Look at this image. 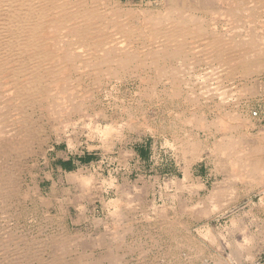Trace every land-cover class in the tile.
<instances>
[{"label":"rangeland","instance_id":"374dc122","mask_svg":"<svg viewBox=\"0 0 264 264\" xmlns=\"http://www.w3.org/2000/svg\"><path fill=\"white\" fill-rule=\"evenodd\" d=\"M128 1L121 0L153 11L167 2ZM190 1L197 14L207 10L218 14L228 8V0ZM258 9L253 19L251 14L245 17L252 19H244L248 26L237 24V33L259 36L261 29L256 25L264 20V6ZM204 18L208 23L221 22L218 30L227 26L224 16L215 21L208 14ZM260 60L254 69L228 72L227 77L214 70L218 74H205L202 79L196 77L197 70L208 72L203 70L205 65L181 67L179 74L189 72L179 82L182 87L175 85L181 90L173 97L167 94L171 82L149 77L150 70L144 79L129 70L103 75L96 84L82 83L85 95L76 100L83 104L81 110L65 107L49 118L39 109L28 115L13 110L4 113L0 143L10 140L12 147L5 161L20 166L22 173L18 192L12 194L0 182V194L6 192L0 195V264H264V183L258 187L242 176L232 166L236 163L218 150V144L227 142L242 154V145L251 150L255 136L264 133V57ZM218 87H224L225 94L218 95ZM213 104L220 111L211 108ZM236 115L246 120V126L239 124ZM199 117L208 126L194 124ZM225 122L228 127L224 129L220 123ZM98 124L101 134L94 130ZM104 126L110 130L107 134ZM17 130L27 131L23 135ZM17 132L21 138L15 136ZM190 140L201 146L196 156L185 150ZM262 146L264 164V139ZM68 157L82 161L68 162L60 171L59 165ZM215 187L224 188L218 200L210 195ZM82 254L84 258L79 259Z\"/></svg>","mask_w":264,"mask_h":264},{"label":"bare ground","instance_id":"6f19581e","mask_svg":"<svg viewBox=\"0 0 264 264\" xmlns=\"http://www.w3.org/2000/svg\"><path fill=\"white\" fill-rule=\"evenodd\" d=\"M128 2H130V0ZM222 2H224V0ZM226 5L228 8L218 12V14L210 10L203 11L202 14H197L190 0H167L158 11H153L148 7L135 8L134 6H128L122 3L121 0H0V132L1 129H4V113H10V110L19 114L21 112L27 113L34 109H39L41 114L45 115L47 118L51 117L52 113L62 112L65 107H69L68 109L70 110H81L80 108L83 104H77L81 103V101H76L78 97L84 94V92H81L83 88V86L81 88V84H84L86 80L96 84L103 75L117 76L120 72H128L131 70L135 71L136 75L138 74L140 78L144 79L148 74L145 73V71L150 70L155 73L152 72L153 74H149V77H156L172 83V90L167 94L173 97L176 96L175 94H178V89L180 88L176 89V86L181 81L182 76L189 72H183V75L179 74L178 70L181 67L189 70L205 65L206 67L203 68V70L208 69V72L201 73L200 70H197L199 72L196 77L202 79H204L203 77L205 74L214 76L217 71L225 72L226 76L228 72L233 74L234 71L245 72L254 69L258 65V61L264 57V20L260 23L257 21L259 24L256 23L257 29H261L259 36L258 34L252 35L248 31H245L243 35L237 33V24H239L240 27L243 25L248 26L250 24L249 21L251 22L255 17L257 9L264 6V0H228ZM207 14L210 16V19H212V16L215 14L212 21H215V18H222L224 16L226 18L224 24L227 26L222 25L223 27L218 30V24L221 22H206L207 20L204 16ZM250 14L252 15V19H245V17ZM244 19L249 21L243 22ZM214 70L217 71L213 72ZM103 71L106 74H102ZM120 76H122V74ZM187 81H184V84H186ZM153 85L155 84H152V86ZM179 85L178 87L181 86ZM185 90L186 89H184V91ZM193 90L194 89H191V92H194ZM215 90L218 95L225 94L224 87H218ZM134 92L136 93V91ZM200 93L201 92L196 93V95ZM153 95H155V92ZM176 98L178 99V97ZM219 98L221 99V97ZM211 108L217 112L220 111V106L218 105L213 104ZM189 110L190 109H188V111ZM29 115L32 114L29 113ZM11 117L14 116L12 115L9 117L10 122L13 120ZM221 118H223V116ZM235 119L239 120L240 125L243 124L246 126L247 122L243 118L236 115ZM193 123L201 127L208 126L200 117L196 118ZM211 124L213 123L211 122ZM220 124L221 127L224 126V129L228 127L226 122ZM5 126H7V124H5ZM9 127L10 126L6 128ZM13 127L15 128L14 125ZM16 127L18 126L16 125ZM104 127H106V131L104 132L107 134V130L109 129L107 126ZM100 129L99 124L94 127V130L101 134L103 129ZM26 131L22 130L19 132L25 135ZM17 135L18 132L15 136ZM18 136L20 137V135ZM255 138L257 139L255 140L256 144H254V146L252 145L251 150L246 151L245 146L243 147L242 145V154H240V151L234 149L235 145L227 142L218 144V150H223L227 158L231 159L232 164L236 163L232 166H234V168H239V171L242 172V176L254 180L258 187H261L264 183V164L261 161L260 153L262 152L261 150H263L262 140L264 139V133H258ZM4 140L5 139L2 141ZM2 141L0 144H2L4 150L3 152L0 151V166L1 163L5 165L2 164L0 168V182L3 181L1 183H4L5 186L11 189L13 194L18 192L22 169L17 164L9 165L10 163H6L5 160L8 159L7 156L9 155L8 150L12 149V147L8 144L10 140L8 142H6V140L5 142ZM19 141L21 142V140ZM12 143L14 144V142ZM200 149V144L194 140L188 141L185 146V150L195 156ZM220 153L222 154V152ZM212 156L211 154V157ZM208 158L210 159V157ZM259 189L262 191L261 188ZM223 192L224 188L215 187L210 195L212 199L218 200L222 197ZM4 194L2 195L4 196ZM8 195H10V193ZM262 195V199L264 200V193ZM2 198L0 202L3 201ZM261 202L264 206V201L261 200ZM113 214L115 213L113 212ZM53 242L51 241V243ZM63 247H65V245ZM45 251H47V249ZM22 252L21 249V253ZM57 252L58 251H56V253ZM25 253L26 252H24V254ZM18 254V256H20V253ZM83 254L78 258H84ZM91 261H93V259H91ZM89 262L90 260L85 263Z\"/></svg>","mask_w":264,"mask_h":264},{"label":"crops","instance_id":"0c3cea01","mask_svg":"<svg viewBox=\"0 0 264 264\" xmlns=\"http://www.w3.org/2000/svg\"><path fill=\"white\" fill-rule=\"evenodd\" d=\"M67 160V161H66ZM82 161V159L81 158H76V160L75 159H73V158H70V157H68V159H65L60 165H59V170L60 171H63V165L64 164H66V163H68V162H72V164H76V163H80Z\"/></svg>","mask_w":264,"mask_h":264}]
</instances>
